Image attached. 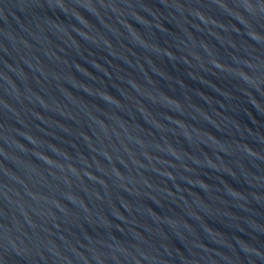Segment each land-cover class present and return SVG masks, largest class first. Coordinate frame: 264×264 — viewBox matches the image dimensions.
I'll return each mask as SVG.
<instances>
[{"label": "water", "instance_id": "95a60500", "mask_svg": "<svg viewBox=\"0 0 264 264\" xmlns=\"http://www.w3.org/2000/svg\"><path fill=\"white\" fill-rule=\"evenodd\" d=\"M0 264H264V0H0Z\"/></svg>", "mask_w": 264, "mask_h": 264}]
</instances>
